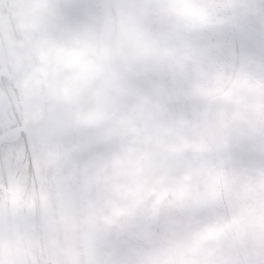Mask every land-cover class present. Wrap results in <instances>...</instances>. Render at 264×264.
I'll list each match as a JSON object with an SVG mask.
<instances>
[{"label": "clouds", "instance_id": "clouds-1", "mask_svg": "<svg viewBox=\"0 0 264 264\" xmlns=\"http://www.w3.org/2000/svg\"><path fill=\"white\" fill-rule=\"evenodd\" d=\"M0 264H264V0H0Z\"/></svg>", "mask_w": 264, "mask_h": 264}]
</instances>
